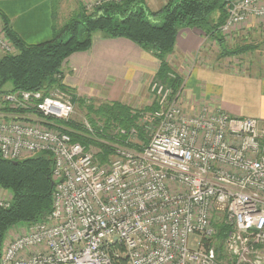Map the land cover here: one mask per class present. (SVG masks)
<instances>
[{"label":"built area","instance_id":"built-area-1","mask_svg":"<svg viewBox=\"0 0 264 264\" xmlns=\"http://www.w3.org/2000/svg\"><path fill=\"white\" fill-rule=\"evenodd\" d=\"M226 11L222 33L264 19V0H231ZM1 104L0 157L49 154L54 192L50 214L7 234L0 264H264L259 120L174 107L156 113L166 128L141 150L133 130L102 164L64 131L71 93L18 91Z\"/></svg>","mask_w":264,"mask_h":264},{"label":"trees","instance_id":"trees-1","mask_svg":"<svg viewBox=\"0 0 264 264\" xmlns=\"http://www.w3.org/2000/svg\"><path fill=\"white\" fill-rule=\"evenodd\" d=\"M117 1L97 8L93 15L80 13L74 16L63 27L55 29L51 41L38 45L26 44L13 31L6 16L0 14L3 32L17 50L16 54H6L0 59V98L10 92L46 93L58 87L71 93L75 100L76 93L63 84L64 66L72 54L89 50L94 35L99 32L111 38H125L153 54L161 61L157 74V80L161 82L172 74L166 59L175 51L177 36L182 28L199 29L224 45L220 30L226 23V5L231 0H167L163 8L154 13L148 10L144 0ZM214 14H218L215 19ZM247 51L243 48L228 49L223 57ZM8 84H12L11 90H5ZM168 84L178 91L183 81L177 78ZM83 100L78 101L85 105ZM88 110L101 118L98 122L91 119L97 141L74 134L71 136L85 146L93 143L103 149L99 158L102 163L107 162L113 153L111 144L127 138L133 130L143 137L142 130L136 126L140 113H133L125 104L103 103L99 107L90 106ZM64 124L70 125L68 122ZM70 126L76 128L75 124ZM122 130L126 134L124 137L119 136ZM130 147L142 149L134 144ZM53 168L54 161L47 153L21 161L0 157V189L11 193L10 207H0V261L11 229L19 224L39 222L52 212Z\"/></svg>","mask_w":264,"mask_h":264},{"label":"crops","instance_id":"crops-1","mask_svg":"<svg viewBox=\"0 0 264 264\" xmlns=\"http://www.w3.org/2000/svg\"><path fill=\"white\" fill-rule=\"evenodd\" d=\"M66 1L84 4L90 0H0V14L6 16L13 31L26 44L38 45L51 41L55 29L68 22L59 20L55 13L57 6ZM145 1L151 10L158 12L166 0ZM223 34L227 36L223 35L221 45L199 29L179 31L175 51L166 60L183 80L180 100L183 111L189 116L207 110L253 118L264 126V19L250 18ZM233 46L248 51L233 57L212 58L221 49ZM160 67L159 59L135 43L99 32L89 50L67 59L63 84L84 99L100 98L104 103L137 106L149 95L150 86L158 82ZM12 230L15 232L16 227Z\"/></svg>","mask_w":264,"mask_h":264},{"label":"rangeland","instance_id":"rangeland-1","mask_svg":"<svg viewBox=\"0 0 264 264\" xmlns=\"http://www.w3.org/2000/svg\"><path fill=\"white\" fill-rule=\"evenodd\" d=\"M113 1V0H112ZM111 0H90L87 2H84V4L82 2H78L76 3L75 1H66L63 4L57 6V10L55 11L56 15L59 17V20L62 18L65 21L66 20H70L71 18H73L74 16L82 13V14H87V15H93L94 12L96 11L97 8L102 7L105 4H109L112 2ZM114 2H118L117 0H114ZM146 7L148 8V10H150L151 12L154 13V9L151 10L146 1L144 0ZM167 0L165 2L162 3L161 7L163 8V6L166 4ZM161 8V9H162ZM218 15V14H217ZM216 14L213 15V19L217 18ZM158 18V17H156ZM58 20V21H59ZM222 36H227L226 34H223L221 32ZM0 56H4L6 54H16L17 50L16 48L12 45V43L6 38L4 32H3V24H2V29H0ZM212 38V37H211ZM215 39V38H212ZM253 39L251 38V52H253L254 50H252L254 46V43L252 42ZM259 41V40H258ZM255 42V41H254ZM219 43V42H218ZM236 46L233 47H229V48H224L221 49V51L219 52V54L217 53V56L215 54H213L212 58L215 57H219V59L224 58L223 54L227 53L228 49L229 50H235ZM7 48L10 49V51H7ZM227 57H233V56H227ZM253 58V57H252ZM251 58V60H253ZM172 74L168 75V79L166 81H158L156 84H158V88L153 91V85L150 86V91H149V95L147 97H145L142 101V103L140 105H130L128 107L131 108V110L133 111V113H140V116L138 118V121L136 123V126L139 127L142 132H143V137H141V135L139 133L137 134L136 139L133 140L134 145L137 146H146L151 138V136L156 133L157 131L161 130V132L166 128L164 127V125L166 124V120L164 119H157L156 118V113L161 112L164 114H167L168 112H170L171 109H173L174 107L177 108H182L181 105V95H182V90H183V84L182 86L178 89V91L174 90L173 87H171L168 82L170 80H175L177 78H181L180 75H178L177 73H174V71L171 69ZM183 81V80H182ZM12 88V84H8L5 87V90H11ZM60 88L55 87L52 89H49L46 93H50V92H55L56 90H58ZM18 92V91H16ZM12 93V92H10ZM7 94V93H6ZM5 94L2 95V97L0 98V109H1V100L3 98ZM76 95V94H75ZM76 101L74 100V105H75V110L73 115L71 116L70 120H68V123L70 125L75 124L76 128L73 129L70 125H63L64 131L67 132L68 134H74L77 136H80L84 139H88L87 135L88 131L87 128H91L93 130L94 127L91 123V119L95 122H98L99 120H101L100 117L93 115L89 112L88 107L90 106H94V107H99V105H102L104 103L103 100H101L100 98L97 99H84L81 97H78L76 95L75 97ZM84 99L83 101H85V106L83 103L79 102L78 100ZM100 126V125H98ZM81 131H80V129ZM79 129V130H77ZM118 131V130H116ZM95 132V131H94ZM123 132L120 131V133ZM119 136L121 137L122 135L119 134ZM125 136V135H124ZM122 136V137H124ZM124 140H127V138H123ZM122 139V140H123ZM81 143V142H80ZM101 143V142H100ZM104 143V142H102ZM105 144V143H104ZM114 144V143H113ZM111 144V145H113ZM87 147H89V149H91V151L94 153V155L97 157V160L101 162V160L99 158H101L104 150L101 149L99 146L93 145V143H90L87 145ZM103 164V163H102ZM0 199L9 202L11 204V193L10 192H6L0 189ZM27 224H19L18 227H25ZM17 227V226H16ZM20 228H18L15 232L11 229L10 231V235L12 236L15 233L20 232L21 230H19Z\"/></svg>","mask_w":264,"mask_h":264},{"label":"water","instance_id":"water-1","mask_svg":"<svg viewBox=\"0 0 264 264\" xmlns=\"http://www.w3.org/2000/svg\"><path fill=\"white\" fill-rule=\"evenodd\" d=\"M53 187H54V184H53Z\"/></svg>","mask_w":264,"mask_h":264}]
</instances>
